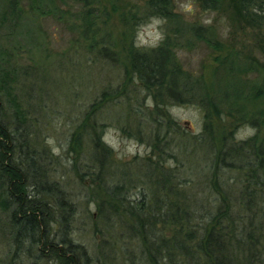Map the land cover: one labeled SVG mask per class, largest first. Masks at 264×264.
<instances>
[{"label": "rangeland", "instance_id": "374dc122", "mask_svg": "<svg viewBox=\"0 0 264 264\" xmlns=\"http://www.w3.org/2000/svg\"><path fill=\"white\" fill-rule=\"evenodd\" d=\"M148 1L0 0V72L7 74L0 85L2 112L7 120H20L16 129L23 135L24 149L41 167L40 176L59 187L72 203L70 236L101 264H194L201 255L193 254V245L187 246L189 261L173 249L185 240L188 230L183 224L169 227L164 223L146 230L149 240L161 239L158 248L152 247L159 262L149 260L144 237H136L126 227L132 222L123 198L132 203L145 201L147 207L153 206L156 197L166 203L165 188L174 185L184 193L182 201L188 200L194 210L206 197L212 205L217 199L214 170L204 168L194 137L213 143L215 149L230 133L235 141L255 137L256 146L264 145V119L259 115L264 100L254 97L264 76V19L251 21L239 0H205L207 4L170 0L174 18L166 19L148 8ZM211 2L214 8H208ZM181 25L199 27L204 33L197 40L183 37L186 32ZM92 38L104 39L107 56L98 54L97 45L92 47ZM187 39L193 43L176 48ZM164 41L183 71L181 83L191 80L196 97L214 99L217 107L206 112L196 102L168 99L161 108L180 131L167 126L161 139L164 152L158 153L149 133L153 123L126 116L129 106L146 115L155 112L148 96L145 103L147 91L130 69L131 51L149 52ZM229 62L240 67L234 89L223 99L214 95V76ZM102 93L108 97L103 99ZM17 109L22 115H14ZM206 113L210 127L204 133ZM88 120L103 127L91 130ZM91 137L105 150L101 170L94 165ZM245 173H221V183L229 180L220 188L226 191L230 185L235 195V178L246 179ZM121 184L126 191L116 201L107 193ZM1 198L0 264H8L15 248ZM19 257V264L29 263L25 256Z\"/></svg>", "mask_w": 264, "mask_h": 264}, {"label": "trees", "instance_id": "16d2710c", "mask_svg": "<svg viewBox=\"0 0 264 264\" xmlns=\"http://www.w3.org/2000/svg\"><path fill=\"white\" fill-rule=\"evenodd\" d=\"M204 3L207 4L208 1L204 0ZM211 3L207 5L208 8L215 7L214 3ZM239 3L242 12L251 21L259 23L264 19V0H239ZM171 6L170 0L147 2L148 8L155 9L157 14L166 19L174 18L170 13ZM181 26L184 30L182 32H186L183 37L191 36L193 40H197L204 33L196 26ZM179 27L180 25H177V29ZM192 39H187L186 44L179 42L176 48L193 43ZM92 40V47L97 45L100 48L98 54L107 56L109 49L103 43L104 39L92 38ZM167 42L164 41L149 52L133 49L129 64L140 87L147 91L145 103L148 101L146 100L148 96L149 101L153 102L150 106L152 110L155 108V112L146 115L140 108L129 106L126 118L142 119L146 122L150 120L153 123L154 128H151L149 133L158 153L164 152L161 149L162 132L167 126L174 125L173 121H168L161 108V105H166L168 99L184 104L190 101L196 102L206 112L210 107H217L213 98H210L213 99L212 102L202 96L196 97V85L192 84L191 80L185 79L181 83L183 77L180 74H183V71L176 65L175 54L168 49ZM239 65L229 62L228 66L222 64L215 71L214 95L218 94L223 99L228 98V91L234 89ZM6 75L5 71L0 72V85ZM254 93L255 99L260 97L264 100V76ZM103 95L104 93H102L103 99L108 97ZM3 104L0 96V197H2L1 207L7 214L10 240L15 248L8 264H19V256L28 258V264L97 263L99 259L89 256L86 248L70 236V221L74 215L72 203L67 200L65 193L60 191L59 187L50 185L40 176L43 172L41 167L36 165L35 156L24 149L23 135L16 129L20 120L16 119V121V117H12L14 120H7L2 112ZM98 106L99 103L94 108ZM146 107L149 108L147 105ZM261 111L264 113V109ZM15 112L14 115L21 114L18 109ZM262 112H259V115H263L264 119ZM207 115L204 114L203 118L204 133L210 127L208 121H205ZM88 122L91 130H94L95 126L103 127L96 120L94 122L88 120ZM174 127L176 131H180L178 125ZM139 133L140 129L137 128L136 134ZM255 140L254 137L235 141L230 133L229 136L224 137L219 149H215L213 143L209 145L202 141V137H194L195 143L199 146L198 150L205 160L204 168L214 170L216 179L213 186L217 199L212 205L206 197L202 206L194 210L188 200L182 201L184 193H179L174 185L165 188L168 200L166 203L156 197L153 206L147 207L145 201L132 203L123 198L127 202L130 211L129 220L132 222L126 227L136 237H144L142 241L150 249L147 256L149 260L159 262L152 247L156 245L158 248L161 239L156 236L155 239L149 240L146 230L151 228L150 226L156 228V225L167 223L169 227L174 224H183L187 227L185 240L183 239L182 244L176 243L173 249L179 251L183 258L189 261L191 255L188 254L187 246L193 245V254L195 252L201 255L195 258L194 264H264V145L256 146ZM91 144L94 165L101 170L104 167L105 150L101 147L102 143L93 137ZM233 170L238 173L246 172V179L241 180L242 176L235 178L234 184H238V188L234 189L235 195L231 193L230 185L226 191L225 188H220V185L229 180L226 179L221 183V173ZM239 182H242V186ZM123 191H126V187L121 184L111 188L107 194L117 201ZM175 193L180 195V198L174 196ZM161 204L163 207L160 206ZM98 263L101 264L100 261Z\"/></svg>", "mask_w": 264, "mask_h": 264}]
</instances>
